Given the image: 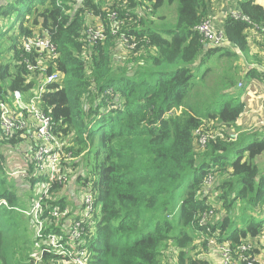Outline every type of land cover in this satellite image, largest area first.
Masks as SVG:
<instances>
[{
  "label": "trees",
  "instance_id": "16d2710c",
  "mask_svg": "<svg viewBox=\"0 0 264 264\" xmlns=\"http://www.w3.org/2000/svg\"><path fill=\"white\" fill-rule=\"evenodd\" d=\"M236 1L244 15L264 26L263 7L255 0ZM176 3L175 24L160 28L164 10L171 8L166 5ZM109 12L118 15L113 21L117 33L91 42L86 34L93 25L90 14L105 20ZM0 14L14 21L10 30L0 25V39L7 38L13 54L12 63L4 62L0 40V102L11 105L15 92L34 96L49 75H58L40 106L75 162H85L82 190H90L100 208V218H92L94 231L90 222L82 241L89 264H211L202 251L196 257L187 249L195 243L205 248L215 233L234 246L254 242L258 252L264 251V174L255 161L264 153V138L259 139L263 132L246 133L237 126L244 111L241 103L221 101L219 111L211 114L198 111L192 100L196 68L221 50L227 51L226 58L233 56L228 46L205 45L195 31L212 16L211 0H0ZM223 29L231 46L247 52L248 24L228 18ZM125 36L136 40L127 43L137 42L136 49L126 51ZM37 37L51 40L56 56L25 53L26 41ZM255 77L264 83V72L256 69L244 80ZM221 83L222 96L237 89L234 73H226ZM182 106L186 111L179 116ZM204 121L212 123L207 129L228 137V129L238 131L237 141L217 139L200 148L197 131ZM26 142L21 133L7 136L0 125V174L10 172L2 163L5 155L20 152L28 161L22 174L34 186L41 181L29 176L33 152L23 154ZM209 174L218 179L210 197H204L202 183ZM60 188L54 187L53 195ZM15 190L0 179V199L11 207H0V264H35L39 243L35 237L33 252H23L28 236L17 225ZM43 206L47 217L67 203L52 196L43 199ZM210 211L226 213L221 221L200 226ZM176 214V222L167 220ZM48 222L47 233L65 230L54 218ZM11 232L20 253L28 254L20 260L9 253ZM41 264L67 263L45 253Z\"/></svg>",
  "mask_w": 264,
  "mask_h": 264
},
{
  "label": "built area",
  "instance_id": "2783aa9c",
  "mask_svg": "<svg viewBox=\"0 0 264 264\" xmlns=\"http://www.w3.org/2000/svg\"><path fill=\"white\" fill-rule=\"evenodd\" d=\"M229 16L233 20H241L248 24L255 34L261 33L264 35V26L253 23L240 9H233L230 11ZM90 17L93 20V25L88 28L86 34L91 42L103 41L111 31L113 34L117 33L113 24V21H116L118 18L117 13L109 12L105 20L94 14H90ZM195 31L201 36L205 45L216 48L230 45L225 31L216 27L213 16H209L200 25L195 27ZM124 41L127 44L129 41L136 40L125 36ZM130 45L131 49L136 47L135 42ZM23 49L27 54L36 52L41 57L44 55L56 56V47L47 38L37 37L33 40H27ZM24 64H27L29 71H34L35 67L30 66L28 60H25ZM58 79L57 74L49 75L36 95L25 96L21 92H15L11 96V105L0 102V125L7 136L17 133L24 135V138L28 141L26 143L30 148L33 147L34 149L30 150L33 152V170L30 173V178L40 180L45 185L43 195L33 206L35 214V223L33 225L36 240L39 243L37 253L35 254V264H41L45 253L59 255L64 258L67 264H89L90 254H88L81 243L84 236L88 233L87 227L95 212L96 200L90 190L84 196L83 209L78 219L71 220L72 215L70 214V209L67 207H55L45 217L43 206V199L50 198L51 188L58 185L61 187L60 190L65 188L68 185L67 180L73 172L72 165L67 163V160L71 159L73 154L67 151L68 147L64 146L63 141L57 136L56 125L53 119L44 113L40 106L42 94L48 86L57 82ZM255 88H260V92L256 91L255 93ZM238 89L243 92L241 103H250L257 94V109L261 110L264 115V87H258V85L252 83L245 85L243 82H240ZM242 116L243 114L240 117ZM239 122L240 120L237 124ZM259 125L261 129L264 128V119H260ZM201 127L197 131V135L198 145L202 149L210 141L217 139L229 142H235L238 139V134L228 137L221 131L207 129L208 125L206 121L203 122ZM203 141H206L205 146L202 145ZM66 165L69 167H66ZM213 176L215 178L214 174L207 176L208 183L206 185L208 189L203 187L201 194H209L210 187L215 182ZM0 205H6V201L0 200ZM211 217H214L213 211L203 215L199 221L200 226H206ZM49 218H54L57 224L63 223L62 227L65 230H62L60 234L57 232L47 233V230H49L47 226L52 224L48 222ZM207 247H215L220 264H264V251L258 252V247L254 242H245L234 246L231 241L225 238L222 239L219 233H215L211 235Z\"/></svg>",
  "mask_w": 264,
  "mask_h": 264
},
{
  "label": "rangeland",
  "instance_id": "374dc122",
  "mask_svg": "<svg viewBox=\"0 0 264 264\" xmlns=\"http://www.w3.org/2000/svg\"><path fill=\"white\" fill-rule=\"evenodd\" d=\"M166 6L171 7V8H167L164 10ZM166 6L163 9L158 11L160 13L164 10L163 14L166 15L165 16L166 20L164 22L162 23L158 22V24L160 23L159 25L160 28H162V25L164 24L168 26L175 24L176 21L172 19L173 14H175L173 11V8L175 9L176 19H177V8H178L177 3L174 4L173 6H168V5ZM215 16L216 15L214 14L213 19H214L216 27L218 29L223 28V21L220 22L217 18H215ZM166 22H170L174 24H170V23L167 24ZM13 24H14V21H10V18L5 17L3 14H0V25L2 27L9 28L10 30ZM247 33H250V36H249L250 41L254 42L257 40L256 34L252 29L248 30ZM11 35H13V31L9 32V36ZM0 40H2L3 45H4L3 46L4 62L11 61L12 63L11 59H12L13 54H12V51L9 50L10 42L7 40L6 37H3ZM135 43L137 47V42ZM125 46L128 48L126 49V51H131V45H127L125 43ZM228 47H230L229 50L231 51L233 55L232 57L226 58L227 51L221 50L217 53H214L211 59H209L207 62H205L204 64L196 68L195 73L197 74V76L194 78V82H195L194 84L197 85V87L193 93L192 100L197 110L199 107V110L201 112L208 111V113H211V114L218 112L219 111L218 108L220 106L221 101H222L221 104L227 101L232 106H236L242 102L241 96L238 94V91H237L238 89L236 90L233 88L231 89L232 90L231 93L228 92L227 95H224V96L221 95L222 87H223L221 80L226 73H234V77L236 79V86L239 83V82L237 83L239 78L244 76V74L241 73V68L244 65L243 57L239 54L241 50L235 46H228ZM202 79L204 80L202 81ZM259 90L260 88L258 89L255 88V93L256 91L260 92ZM256 96L257 94L255 95V98L253 99V101H251L248 104L241 103L244 105V111L242 113L243 116L240 117L239 119L240 122L239 124H237V126L240 127L242 132H246V133H254L256 131H262L263 133L261 134L259 139H263L264 138V128L261 129L259 125V121L260 119H264V115L261 112V110L257 109ZM235 97L237 98L235 99ZM179 110H180L178 113L179 116L182 115L184 111H186L185 107L183 106ZM207 125L211 126L212 123L207 122ZM212 130L216 131L214 129ZM227 131H229V134L231 135L238 134L239 136L240 134L238 133V131H232L230 129H228ZM202 145L205 146L206 141H203ZM17 158L19 160V163L17 162ZM232 158H235V157H232ZM23 159L24 158L19 154H13L11 156H7L6 159L4 157L2 159L3 166L5 164V166L8 168L10 172L8 173L7 171L6 173H1L0 179H3V180L6 179V185L14 184L16 187L15 191L19 195V202H18L19 208H16V210L20 211V213L18 214L19 217H18L17 225L20 228V230L24 232V235L28 236V243H26V246L24 247L23 252L30 254L33 252V239L36 237L35 228L31 230V228L34 227V225L31 223H35V214L33 211V206L39 200V198L43 195V192L45 191V185L41 182H36V184L32 186L28 177L24 178V174H22V172H24L23 170L27 168L26 165L28 161L27 160L24 161ZM83 159L87 160L88 158L84 156ZM75 161L76 159L74 160L73 156H71V159L67 160V163L73 166V172L71 173L69 179L67 180L68 185L62 190L58 189L56 196L53 195L54 187L51 188L50 190L51 195H49V197L54 196V198H56L57 200H60L62 197H64L67 202V208L72 209V211L70 210L71 215H74L73 211H77L78 208L80 207V204L83 206V199L85 196L84 191H82V186H83L84 181L81 180L80 178V176L82 175V167L84 166L85 162L83 160H79L77 162ZM255 161L260 168L261 174H264V153L261 156L257 157ZM66 167H69V166L66 165ZM214 179H215V182H213V185L210 187V189H212L215 186L218 176L215 175ZM207 183H208V180L206 178L202 183L203 184L202 187L208 189V186L206 185ZM59 186L60 185L56 187H59ZM183 192H184V189L180 190L179 194L183 195ZM201 196L210 197L209 194H205V193H202ZM1 206H4L8 209L11 208L10 204L7 202H6V205H0V207ZM239 209H241V207H239ZM239 209H237L236 213L239 212ZM97 213H98V218H100V208L99 207H97ZM225 213L226 211L222 212L223 215H225ZM222 214L221 212L220 214H215L213 218L211 217L209 219V222L211 220L215 222L221 221L224 218ZM177 217H178L177 214L174 216H168L167 220L172 219V222H176ZM261 239L264 240V238H261ZM16 240H17V236L11 232L8 236V241L13 244H12V247H9L10 248L9 253L16 260L17 259L20 260L21 256L28 255V254L20 253L18 247L15 246ZM195 247L197 248L194 249ZM173 251L172 252L168 251V252L173 253ZM201 251L205 254L206 257H208V260L211 262V264H220L219 262H216L217 255L215 254L216 252L215 247L206 246L204 248L202 244L195 243L189 249H187V252L191 256L196 255V257H200L197 254H199L198 252H201ZM34 252L35 254L37 253V251H34Z\"/></svg>",
  "mask_w": 264,
  "mask_h": 264
},
{
  "label": "crops",
  "instance_id": "0c3cea01",
  "mask_svg": "<svg viewBox=\"0 0 264 264\" xmlns=\"http://www.w3.org/2000/svg\"><path fill=\"white\" fill-rule=\"evenodd\" d=\"M255 1H256V4H258L264 8V0H255ZM211 6H212L213 18H214V14H215L216 15L215 18H217L220 22L223 21V28H224L225 21L228 18H231L229 16L230 11H232L233 9H239L238 3L236 0H211ZM172 19L174 21L176 20L175 14H173ZM223 28H220V29L225 31ZM249 36H250V33H247V37H248V50H247V52H242V51L239 52V54L243 57V61H244L243 62L244 65L241 68V73L244 74V76L240 77L238 82L239 83L243 82L245 85L252 83V84L258 85V87H264V83L260 79H258L257 77L251 79L250 81L244 80L246 77V74L253 69H256L259 72H264V35H262L261 33L256 34L257 40L254 42L249 40ZM229 46H231V45H229ZM237 89H238V85H237ZM237 91H238V94L242 98L243 92L240 91V89H238ZM26 147H28V148H26ZM26 147H24V149H23V154H24V152H28L31 150V148L28 144ZM17 154L21 155L22 153L19 152ZM11 155H13V153L8 152L5 155V157L11 156ZM24 157H25V155H24ZM17 162L19 163L18 158H17ZM23 168H25V167H23ZM79 202H81V201H79ZM80 209H81V204H80V207L78 208L77 211H73V213H74L73 216H77L80 212ZM70 210L72 211V209H70ZM215 254L217 255V252H215ZM216 262H219L218 255L216 257Z\"/></svg>",
  "mask_w": 264,
  "mask_h": 264
},
{
  "label": "clouds",
  "instance_id": "9594fccd",
  "mask_svg": "<svg viewBox=\"0 0 264 264\" xmlns=\"http://www.w3.org/2000/svg\"><path fill=\"white\" fill-rule=\"evenodd\" d=\"M25 95V94H24ZM29 94H27V95H25V96H28ZM30 176V175H29ZM82 191H84V193L86 194V192H88V191H86V190H82ZM62 199H64L65 200V202H66V199L64 198V197H62ZM1 200V199H0ZM67 203V202H66ZM82 209H83V206L81 205V209H80V212H79V214L77 215V216H73L72 215V217H71V220H74V219H78L79 218V216L81 215V211H82ZM98 216V213H97V208H96V204H95V212H94V215H93V220H94V218H95V216ZM91 223H92V228H91V231H94V226H95V224H94V221H92V219H91ZM89 225V224H88ZM89 227V226H88ZM87 227V228H88ZM84 239V238H83ZM82 244V243H81ZM82 246L85 248V246H84V244H82ZM38 249V248H37ZM86 249V248H85ZM37 251V250H36ZM86 251H87V249H86ZM88 252V251H87ZM88 254H89V252H88Z\"/></svg>",
  "mask_w": 264,
  "mask_h": 264
}]
</instances>
